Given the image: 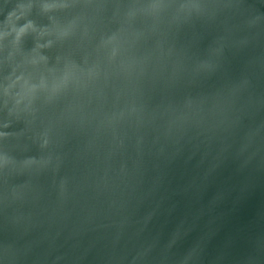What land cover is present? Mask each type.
Returning a JSON list of instances; mask_svg holds the SVG:
<instances>
[{"label": "water", "instance_id": "95a60500", "mask_svg": "<svg viewBox=\"0 0 264 264\" xmlns=\"http://www.w3.org/2000/svg\"><path fill=\"white\" fill-rule=\"evenodd\" d=\"M0 264H264V0H0Z\"/></svg>", "mask_w": 264, "mask_h": 264}]
</instances>
